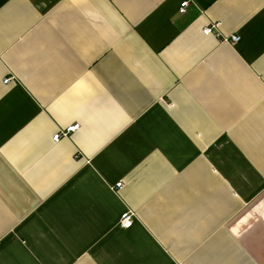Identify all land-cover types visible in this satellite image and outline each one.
I'll return each instance as SVG.
<instances>
[{
  "label": "crops",
  "instance_id": "0c3cea01",
  "mask_svg": "<svg viewBox=\"0 0 264 264\" xmlns=\"http://www.w3.org/2000/svg\"><path fill=\"white\" fill-rule=\"evenodd\" d=\"M183 1L0 0V264H264V0Z\"/></svg>",
  "mask_w": 264,
  "mask_h": 264
},
{
  "label": "built area",
  "instance_id": "2783aa9c",
  "mask_svg": "<svg viewBox=\"0 0 264 264\" xmlns=\"http://www.w3.org/2000/svg\"><path fill=\"white\" fill-rule=\"evenodd\" d=\"M187 4H188V0H184L183 2H181V3H180V6H179V8H178V11H179L180 13L184 12V10H185ZM214 28H215V27H214L213 25H211V26H206V27L202 28V33H203L204 35L212 34ZM229 38H230V41H231V42H236V41L239 40V35H237V34H232ZM9 79H10V78H5L3 81H4V82H7V81H9ZM77 128H78V124H72V125L68 126V127L66 128L65 131H63V132H60V131H59V132L55 133V134L52 136V139H53L54 141H58L59 138H60L62 135H63V136H66L67 133H69V132H71V131H74V130H76ZM118 185H120V183H118ZM133 218H134V213H133L131 210H125V211L121 214V216H120V218H119V220H118V225H119V227H121V228H128V227H130L131 224H132V222H133Z\"/></svg>",
  "mask_w": 264,
  "mask_h": 264
}]
</instances>
